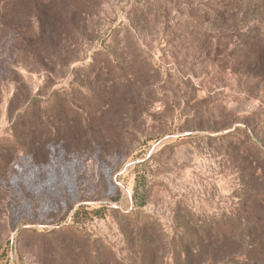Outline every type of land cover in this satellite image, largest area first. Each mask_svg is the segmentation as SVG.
I'll return each instance as SVG.
<instances>
[{"label":"rangeland","instance_id":"rangeland-1","mask_svg":"<svg viewBox=\"0 0 264 264\" xmlns=\"http://www.w3.org/2000/svg\"><path fill=\"white\" fill-rule=\"evenodd\" d=\"M211 1L97 0L45 62L0 18V264L248 258L194 235L264 212V0Z\"/></svg>","mask_w":264,"mask_h":264},{"label":"trees","instance_id":"trees-1","mask_svg":"<svg viewBox=\"0 0 264 264\" xmlns=\"http://www.w3.org/2000/svg\"><path fill=\"white\" fill-rule=\"evenodd\" d=\"M241 1L212 0L210 4L215 8L212 17L220 18L221 14L232 10ZM96 5L97 0H0L2 12L0 18L2 22L8 20L11 23L13 40L24 48L26 54L45 62L48 48L50 50L63 46L68 35L65 27H70V33H79L85 27L82 25L86 23L84 13L92 12ZM33 25L38 28L37 32L33 29ZM251 196L254 204L260 206L264 204V190L259 193L253 192ZM235 219L229 222L228 227L223 225L225 227L222 230L214 229L217 226L213 227L209 224L203 229V233L194 237L198 240V244L199 239L218 241L221 238L223 241H232V244L237 240L249 239L248 245L251 247L246 248L243 253L248 257L247 259L238 262L232 258L229 260H234L235 263L219 264H264V212L250 211L245 217ZM224 223L227 224L226 221ZM180 243L183 249L188 247L184 240ZM232 254L236 256V251Z\"/></svg>","mask_w":264,"mask_h":264}]
</instances>
